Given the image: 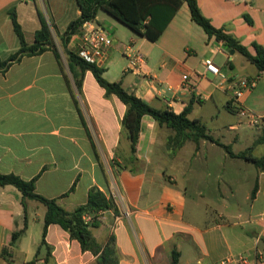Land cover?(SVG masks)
<instances>
[{"label": "crops", "instance_id": "obj_1", "mask_svg": "<svg viewBox=\"0 0 264 264\" xmlns=\"http://www.w3.org/2000/svg\"><path fill=\"white\" fill-rule=\"evenodd\" d=\"M196 1L214 27L224 28L252 55L253 43L264 48V0ZM12 10L28 46L44 20L57 55L48 50L0 69V174L35 180L36 194L55 200L66 211L85 204L92 188L106 197L115 193L118 214L101 212L90 230L100 246L113 237L118 264H169L173 249L180 254L178 264H215L237 254L264 264V172L205 141L197 149L186 142L171 154L167 142L172 132L149 116L141 120L132 154L122 126L125 105L106 95L88 71L78 88L74 75L79 69H70L64 49L58 48L59 37L80 17L76 1L0 0V62L20 47L11 25ZM93 23L108 37L107 58L100 67L105 81L121 82L126 92L157 110L180 114L190 108L188 118L203 123L232 153L252 147V157L264 156V143H256L264 124L254 131L232 107L238 81L252 80L254 86L244 93L242 104L264 116V73L245 59L236 63L237 53L230 56L208 38L191 21L186 4L155 42L102 11ZM79 47L77 34L66 48L76 52ZM134 51L145 61L136 70L128 69ZM204 59H211L224 77L206 73ZM183 75L188 76L187 86ZM193 173L197 185L188 193ZM242 186L243 193H237ZM188 201L204 211L199 221L189 218ZM45 212V206L33 200H26L24 208L16 188L0 186V264H97L55 224L47 228V248L40 247ZM21 230L22 236L10 246L12 234Z\"/></svg>", "mask_w": 264, "mask_h": 264}, {"label": "trees", "instance_id": "obj_2", "mask_svg": "<svg viewBox=\"0 0 264 264\" xmlns=\"http://www.w3.org/2000/svg\"><path fill=\"white\" fill-rule=\"evenodd\" d=\"M80 10V17L69 23L65 32L59 37V41L64 49L66 61L70 69L74 66L79 69V74H75L76 86L80 88L85 72H90L97 84L104 89L106 95L116 96L126 107V112L122 120V126L128 135L130 142V152H136L139 135L141 131V120L144 116L151 117L159 126H165L172 132L167 142V148L171 154H175L186 142L196 145L201 141L209 142L223 149L232 159L243 160L253 165L255 169L264 172V156L255 158L250 155L252 147L234 154L227 145L221 144L208 134L206 126L196 119H189L190 108H186L180 114H175L169 109L157 110L149 106L140 98L126 92L121 82L109 83L102 78L103 69L83 61L76 52L66 48L70 38L79 33V29L86 21H94L98 11H103L107 15L116 19L126 28L138 36L155 42L164 32L179 8L186 4L190 19L198 25L208 36L222 46L233 50L241 55L246 61L252 64L258 73H264V48L256 43L252 44L254 55L224 28H216L211 21L200 11L196 0H75ZM248 23L251 21L244 16ZM10 20L13 32L19 41V49L11 55L8 60L0 62V69H7L12 63L19 61L24 56H37L45 51H52L57 55L55 44L52 40L50 29L47 23L41 19V26L35 32L34 43L28 46L25 42L22 29L17 21L14 10L10 12ZM229 69L232 63L227 62ZM227 109L231 107L228 104ZM258 144L264 143V132L257 140ZM13 186L22 196V205L25 208L26 200H33L45 206L44 226L40 247L47 248L45 236L47 228L58 225L63 231L69 234L70 239L76 240L82 252L92 254L97 264H118V255L113 237H110L106 245L100 246L92 236L91 227L97 223L94 220L87 224L84 217L99 212L112 210L118 214L114 201L106 197L96 188L90 189L85 204L76 207L72 211L61 208L55 200L46 199L35 192V180L24 181L13 174H0V186ZM256 189L251 192L253 198ZM24 230L14 232L11 236L10 246H14L22 236ZM5 256V251H2ZM180 254L176 249L171 252L170 263L178 264ZM35 262V260H34Z\"/></svg>", "mask_w": 264, "mask_h": 264}, {"label": "built area", "instance_id": "obj_3", "mask_svg": "<svg viewBox=\"0 0 264 264\" xmlns=\"http://www.w3.org/2000/svg\"><path fill=\"white\" fill-rule=\"evenodd\" d=\"M239 1L242 3H249L252 0H233ZM79 38H80V47L77 49V55L86 63L95 65L97 67H102L107 58V46H108V37L105 30L95 25L92 21H86L82 24L79 29ZM143 55L134 51L128 56V69L136 70L144 64ZM202 66L206 73H210L214 76H221L219 68L214 64L211 59H204L202 61ZM188 76H182V82L184 86L186 85ZM254 86V82L248 79H241L238 81V85L233 93L232 107L235 108L237 115L245 119L247 125L251 128H257L260 125L264 124V116L257 115L252 111L245 108L242 104V98L246 91L250 90ZM109 198L113 201L116 199V194L113 193ZM101 212L96 214L87 215L84 217V221L87 224L92 223L94 220H98ZM125 216L128 217L129 213H125ZM120 219L116 216V220ZM30 264H43L42 262H32ZM215 264H254L250 258L245 254H237L229 256Z\"/></svg>", "mask_w": 264, "mask_h": 264}, {"label": "rangeland", "instance_id": "obj_4", "mask_svg": "<svg viewBox=\"0 0 264 264\" xmlns=\"http://www.w3.org/2000/svg\"><path fill=\"white\" fill-rule=\"evenodd\" d=\"M55 47H56V50H57V46L56 45H55ZM58 48H60V50L63 51V47H62L61 43H60V46ZM63 53H64V51H63ZM238 59L240 61H245L244 58L241 55L236 54L235 55V62L236 63L239 61ZM254 131H256L255 128H254ZM251 169L252 168H248V172H252ZM189 179H190V181H189L190 185H192L194 188L193 187L189 188V192L188 193H194V189H195V187L197 185V183H196L197 182L196 174L195 173L190 174ZM244 184L245 183H242L241 185H244ZM243 191H244V186H242L240 189H237V193H243ZM186 212L188 213L189 218L192 219L193 221H199L200 219H198V214L201 213V212L204 213L203 210L194 209L192 203H190L189 201H188V204H187Z\"/></svg>", "mask_w": 264, "mask_h": 264}, {"label": "water", "instance_id": "obj_5", "mask_svg": "<svg viewBox=\"0 0 264 264\" xmlns=\"http://www.w3.org/2000/svg\"><path fill=\"white\" fill-rule=\"evenodd\" d=\"M222 48L224 49V51L226 53H228L230 56L234 55V51L233 50H230L229 48L225 47V46H222Z\"/></svg>", "mask_w": 264, "mask_h": 264}]
</instances>
